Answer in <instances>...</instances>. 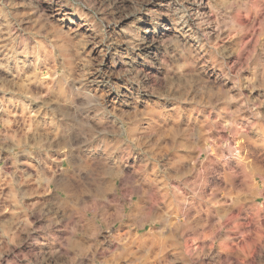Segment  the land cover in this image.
<instances>
[{"label": "clouds", "instance_id": "9594fccd", "mask_svg": "<svg viewBox=\"0 0 264 264\" xmlns=\"http://www.w3.org/2000/svg\"><path fill=\"white\" fill-rule=\"evenodd\" d=\"M0 264H264V0H0Z\"/></svg>", "mask_w": 264, "mask_h": 264}]
</instances>
